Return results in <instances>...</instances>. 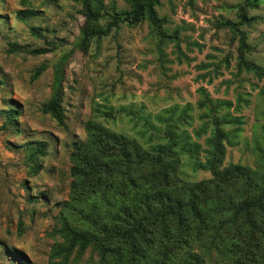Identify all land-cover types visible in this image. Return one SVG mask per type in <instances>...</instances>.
<instances>
[{"label": "rangeland", "instance_id": "374dc122", "mask_svg": "<svg viewBox=\"0 0 264 264\" xmlns=\"http://www.w3.org/2000/svg\"><path fill=\"white\" fill-rule=\"evenodd\" d=\"M90 2L101 12L98 28L130 9L125 0ZM24 9L35 13L21 20ZM156 9L164 20L159 28L148 20L120 22L83 45L89 21L82 0H0V264H102L91 247L65 262L51 256L63 240L64 216L73 221L63 206L72 201L70 152L86 139L90 119L144 148L165 141L159 114L177 119L179 137L198 144L180 155V174L191 181L215 175L206 162L217 120L225 134L218 170L237 163L264 172V0H160ZM243 34L248 47L241 51ZM11 42L22 48L9 52ZM52 44L51 52L31 53ZM63 55L61 125L41 108ZM247 61L257 68L248 69ZM10 108L18 111L13 121ZM37 141L48 147L35 161L27 144ZM255 243L235 257L230 247L222 250L224 240L210 249L197 240L190 250L204 264H264V240ZM186 250L170 264H181Z\"/></svg>", "mask_w": 264, "mask_h": 264}, {"label": "trees", "instance_id": "16d2710c", "mask_svg": "<svg viewBox=\"0 0 264 264\" xmlns=\"http://www.w3.org/2000/svg\"><path fill=\"white\" fill-rule=\"evenodd\" d=\"M125 1L130 9L115 13L107 28H98L94 24L100 10L93 8L90 0H82L89 22L82 28L81 43L107 33L111 25L120 22L135 25L148 20L153 28L163 23L156 9L160 0ZM34 11L20 10L17 17L23 20ZM227 25L234 22L228 21ZM31 30L41 34L38 27L32 26ZM245 47L248 46L243 34L241 51ZM21 48L19 43L11 42L9 52ZM54 49L52 44L34 48L31 53L45 54ZM67 58L63 55L55 63L52 94L41 108L61 125L65 120L62 100ZM246 63L248 69L257 68ZM43 69L44 66L36 69L32 78H38ZM17 115L15 109L6 110L9 121ZM157 118L165 123V141L149 148L96 120L84 124L87 137L75 141L70 152L72 201L63 203L77 224L64 216L58 230L63 240L53 244L52 258L61 256L65 262L75 250L82 254L91 247L102 264H170L178 252L187 248V257L183 256L181 264H204L200 261L202 256L190 250L197 240L201 247L209 249L224 240L222 250L230 247L232 257L249 253L255 239L264 240V172L254 174L237 163L218 170L225 134L216 120L207 141L206 162L215 175L194 181L184 179L180 174L181 152H192L198 144L191 145L179 137L177 119L161 114ZM27 146L29 158L36 161L45 154L48 144L37 141L36 145Z\"/></svg>", "mask_w": 264, "mask_h": 264}]
</instances>
